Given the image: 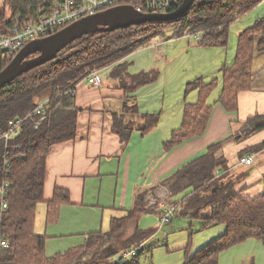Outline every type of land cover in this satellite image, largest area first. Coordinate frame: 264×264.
I'll return each mask as SVG.
<instances>
[{"label":"trees","instance_id":"trees-1","mask_svg":"<svg viewBox=\"0 0 264 264\" xmlns=\"http://www.w3.org/2000/svg\"><path fill=\"white\" fill-rule=\"evenodd\" d=\"M53 1L4 0L0 6V34L12 31L16 23L49 12ZM260 1L194 0L181 17L166 23L176 26L174 34L177 36L199 32L201 37L197 41L200 45L225 47L231 25ZM157 23L162 22L83 35L62 49L54 59L32 68L0 88V134L15 118L32 110L39 100L47 99L45 118L38 127L35 128L34 124L39 117L32 115L24 121L17 137L7 142L0 140V186L3 182L8 184L7 194L2 198L6 202L4 209H1L0 197V236L8 242L7 247H0V264H138L145 251L142 242L150 232L135 226L131 236L125 238L124 234L126 228L137 223L143 214L158 211L157 205L147 206L144 201L148 191H154L157 186L138 192L132 207L122 216L113 217L106 231L91 233L82 246L65 252L47 256L44 252L45 239L34 233L33 223L36 206L44 200L46 158L54 144L72 140L77 134L79 108L74 104V96L79 81L92 71L111 67L109 76L119 79L125 93L123 111L113 114L112 123V130L122 142L129 139L135 126V122L127 120L128 112L140 114L143 132L157 123L158 113H139L132 99L139 86L155 80L157 70L130 74L127 70L129 62L125 60L136 48L148 45L154 37L162 34L159 27L163 25ZM258 47L264 49V16L257 18L239 34L233 64L224 65L221 69L222 86L217 102L226 110L235 111L237 94L249 87L254 52ZM8 63L2 62L0 70ZM215 85L216 79L205 82L202 78L186 83L185 95L196 90L197 99L184 102L180 125L163 141L165 150L204 132L213 107L208 102V96ZM263 128L264 114L249 117L237 133L209 145L205 153L185 163L162 181L161 185L169 192V204L174 207L180 204L178 213L200 220L201 227L220 223L227 227L222 236L191 255L188 252L183 264H218L220 252L232 245L249 238L264 243V195H243L236 190V179L232 174H223L232 163L223 153L224 144L238 141ZM259 146H264V141ZM246 152L240 151L236 160ZM218 171H222L221 174L218 175ZM216 175L222 176L218 179ZM68 200L67 191L55 188L53 198L47 202L50 214L54 215L56 206ZM134 246H139L135 255L126 259L121 257L124 251ZM118 251L120 255L117 258H110ZM79 255H90L91 258L80 260ZM95 257L97 259H93Z\"/></svg>","mask_w":264,"mask_h":264},{"label":"crops","instance_id":"crops-1","mask_svg":"<svg viewBox=\"0 0 264 264\" xmlns=\"http://www.w3.org/2000/svg\"><path fill=\"white\" fill-rule=\"evenodd\" d=\"M3 3L4 0H0V6ZM263 16L264 0H261L231 25L225 47L203 46L196 39L169 32L164 41L155 40L156 45H151V40L148 45L131 52L125 58L130 74L153 69L158 72L154 81L133 92V102L139 113H158L159 119L143 132L140 114L127 116L135 126L126 142L112 130L113 114L123 111L125 93L119 79L109 76L111 67L99 69L102 83L98 86L87 83L92 89L85 90L89 85H79L80 81L76 84L77 134L72 140L52 146L45 163L44 200L37 204L35 211L33 231L44 237L47 256L82 246L91 233L106 231L113 217L122 216L132 207L138 192L154 186L159 192L164 186L161 185L163 180L205 153L209 145L237 133L249 117L264 114V49L259 47L254 52L249 87L237 94V109L226 110L217 102L222 86L221 69L233 64L239 34ZM177 59L181 70L169 74V69L172 70L167 68L169 62H177ZM196 78L205 82L216 79L208 96L213 107L206 129L165 150L163 141L180 125L184 102L197 99L196 90L186 95L184 92L186 83ZM263 141L264 128L223 146L224 155L232 161L229 171L236 179V190L248 197L264 195V146H259ZM244 150L247 151L245 155L254 157L250 165L239 164L236 160L238 153ZM55 188L67 191L69 200L58 204L51 215L47 202L53 198ZM198 222L199 230L204 229L202 222ZM189 228L192 232V223ZM226 230V225H219L207 233L208 239L220 237ZM213 240H207L201 247ZM152 248H145L138 264H142L143 256L147 258L144 264H154ZM183 257L184 263L186 255ZM180 263L181 259H172L164 264ZM218 264H264V243L249 238L232 245L220 252Z\"/></svg>","mask_w":264,"mask_h":264},{"label":"built area","instance_id":"built-area-1","mask_svg":"<svg viewBox=\"0 0 264 264\" xmlns=\"http://www.w3.org/2000/svg\"><path fill=\"white\" fill-rule=\"evenodd\" d=\"M181 2L182 0H54L49 12L39 14L32 20L16 23L12 31L0 34V64L10 61L29 41L52 35L82 17L105 9L122 4H130L142 12L167 13L173 7H178ZM18 18L20 19L21 17L19 16ZM186 36L199 40L201 34L195 32ZM84 80L90 85L98 86L102 83V76L98 70H95L88 74ZM46 106V98L39 100L32 110L11 122L6 131L0 134V140L7 142L17 137L24 121L32 115L39 117L34 124L35 128L38 127L45 118ZM252 162L250 155H244L238 159L239 164L247 165ZM7 185V183L3 182L0 186L1 209L6 208V202L2 198L7 194ZM167 197L166 199L161 198L156 202V205L162 210L160 216L161 225L169 222L175 214V207L169 204ZM7 246L8 242L4 237L0 236V247L5 248ZM138 249L139 246H134L124 251L121 257L124 259L129 258L135 255Z\"/></svg>","mask_w":264,"mask_h":264},{"label":"water","instance_id":"water-1","mask_svg":"<svg viewBox=\"0 0 264 264\" xmlns=\"http://www.w3.org/2000/svg\"><path fill=\"white\" fill-rule=\"evenodd\" d=\"M193 2L182 0L176 9L167 13L142 12L130 4H122L82 17L52 35L26 43L0 70V88L32 68L54 59L62 49L83 35L111 32L148 22L173 21L181 17Z\"/></svg>","mask_w":264,"mask_h":264},{"label":"rangeland","instance_id":"rangeland-1","mask_svg":"<svg viewBox=\"0 0 264 264\" xmlns=\"http://www.w3.org/2000/svg\"><path fill=\"white\" fill-rule=\"evenodd\" d=\"M159 25H163L159 27L161 30L160 35L152 39L151 45H156V41H164V38L168 35V33L174 34L176 31L175 25H169L168 23H157ZM187 35V34H186ZM186 35H183L187 37ZM190 39H194L193 37H187ZM156 40V41H155ZM179 59L176 61L169 62L167 68L169 69V74L173 70H181L180 67L182 66L178 65ZM101 70V69H100ZM99 70V74L102 75V70ZM178 76V75H177ZM167 79V75L165 76ZM89 85L87 82L83 79L80 81L79 85ZM78 85V86H79ZM77 86V88H78ZM87 88V86L84 87L85 90L92 89ZM97 89V88H96ZM96 93H94L95 96ZM86 110V109H85ZM134 115L131 112L127 113V116ZM252 157V160L254 161L253 155H250ZM253 163V162H252ZM220 174L222 171H218ZM230 173L229 169L224 170L223 174ZM217 178L221 177L216 175ZM219 179V178H218ZM169 195V192L167 190V187L162 186L160 188V191L157 192V189L154 191H148L147 195L144 198L145 204L147 206H154L156 205L157 200L159 199H166V197ZM167 201L169 202V198L167 197ZM172 201V200H171ZM175 205V204H174ZM179 205L177 204V207H175V214L171 217L170 221L161 225V209L158 207V211L154 212H147L143 214L137 221V223L130 224L125 231V238L127 236H131L132 233L135 230V225L137 224L141 229H145L150 232V234L145 238L143 241L144 247H150L152 246V256H153V262L154 264H164L172 259H181L184 258L183 256L186 255L188 252H190V255L193 254L197 248L201 247L204 243L208 242L207 240L216 239L219 235H216V237H213L212 239H208L207 233L210 231H214L216 227L219 225H225V224H216L215 226L205 227L202 230H199L198 228V220L189 218L186 216H182L181 214L177 213V210L179 209ZM173 206V205H172ZM192 223V233L189 235L190 228L189 224ZM184 248L185 250L181 249ZM118 251L115 255H112L110 258H117V256L120 255ZM80 256V255H79ZM91 258L90 255L80 256V260H88ZM97 259V257L93 258ZM104 258H102L103 260ZM147 260L146 257L143 256L141 258L142 264L143 262ZM86 263V262H85ZM180 263V264H181ZM77 264H83L81 262H78Z\"/></svg>","mask_w":264,"mask_h":264}]
</instances>
